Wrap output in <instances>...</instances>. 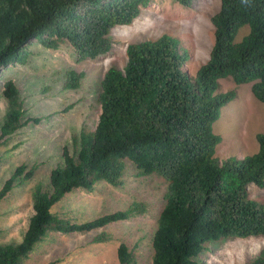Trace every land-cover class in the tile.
Masks as SVG:
<instances>
[{
  "label": "trees",
  "instance_id": "16d2710c",
  "mask_svg": "<svg viewBox=\"0 0 264 264\" xmlns=\"http://www.w3.org/2000/svg\"><path fill=\"white\" fill-rule=\"evenodd\" d=\"M152 1L0 0V73L27 64L33 39L55 51L67 45L78 62L103 56L114 47L112 30L131 25ZM212 24L210 58L195 73L188 50L172 36L128 46L125 67L110 68L100 81L97 125L73 135V151L64 147L49 183L34 187L28 228L21 242L0 246V264H24L49 233H88L138 215L131 207L78 223L53 212L77 190L92 192L103 182L123 186L128 164L138 178L157 175L167 182L150 264H201L212 243L264 236V200L252 198L249 189L252 184L264 189V133L257 135L256 153L220 159L216 150L223 138L214 130L222 108L238 97L236 89L223 91L222 80L252 84L264 105V0H221ZM244 28L249 32L238 40ZM66 78L65 88L78 90L85 73L70 71ZM2 95L7 110L0 147L44 119L26 117L15 80L4 84ZM38 167L19 166L1 188L0 203L32 180ZM109 240L102 233L94 242ZM118 260L138 264L124 243ZM248 264H264V257Z\"/></svg>",
  "mask_w": 264,
  "mask_h": 264
},
{
  "label": "rangeland",
  "instance_id": "374dc122",
  "mask_svg": "<svg viewBox=\"0 0 264 264\" xmlns=\"http://www.w3.org/2000/svg\"><path fill=\"white\" fill-rule=\"evenodd\" d=\"M220 8L221 0H193L190 8L175 0H153L131 25L112 30L114 47L103 56L78 62L67 45L55 51L33 39L27 46V64L12 65L0 73V125L7 110L2 90L9 80H15L22 91L26 117L44 118L39 125L29 124L0 147V190L19 166L39 165L32 180L17 186L0 203V246L22 241L34 213V187L49 183L64 147L73 151V135L97 125L101 113L100 81L110 68L125 67L128 46L172 36L188 50L189 66L195 73L210 58L215 42L212 17ZM248 32L244 28L238 40ZM70 71L85 73L78 90L65 88ZM221 84L225 92L236 89L238 97L222 108L221 118L214 125L215 132L223 138L216 156L223 159L254 154L259 149L257 135L264 133V105L254 96L252 84L236 86L231 80H222ZM123 180L121 187L103 182L92 192L77 190L58 203L53 212L78 223L131 207L137 208L138 215L88 233H49L24 264H119L118 249L123 243L134 251L138 264H150L159 216L166 204L167 182L157 175L138 178L131 164ZM249 189L252 198L264 200V189L254 184ZM102 233L108 234L110 240L95 243ZM259 257H264V236L212 243L199 261L248 264Z\"/></svg>",
  "mask_w": 264,
  "mask_h": 264
}]
</instances>
